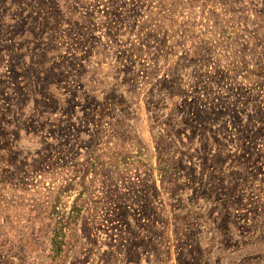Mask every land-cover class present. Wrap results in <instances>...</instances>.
I'll list each match as a JSON object with an SVG mask.
<instances>
[{"label":"rangeland","instance_id":"374dc122","mask_svg":"<svg viewBox=\"0 0 264 264\" xmlns=\"http://www.w3.org/2000/svg\"><path fill=\"white\" fill-rule=\"evenodd\" d=\"M0 264H264V0H0Z\"/></svg>","mask_w":264,"mask_h":264}]
</instances>
